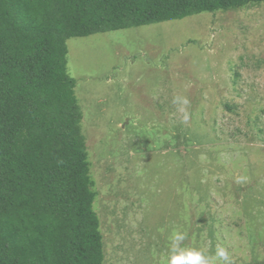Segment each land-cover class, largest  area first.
<instances>
[{
  "label": "rangeland",
  "instance_id": "rangeland-1",
  "mask_svg": "<svg viewBox=\"0 0 264 264\" xmlns=\"http://www.w3.org/2000/svg\"><path fill=\"white\" fill-rule=\"evenodd\" d=\"M67 45L103 264H167L174 228L264 264V2Z\"/></svg>",
  "mask_w": 264,
  "mask_h": 264
},
{
  "label": "trees",
  "instance_id": "trees-1",
  "mask_svg": "<svg viewBox=\"0 0 264 264\" xmlns=\"http://www.w3.org/2000/svg\"><path fill=\"white\" fill-rule=\"evenodd\" d=\"M264 0H0V264H103L71 37Z\"/></svg>",
  "mask_w": 264,
  "mask_h": 264
},
{
  "label": "clouds",
  "instance_id": "clouds-1",
  "mask_svg": "<svg viewBox=\"0 0 264 264\" xmlns=\"http://www.w3.org/2000/svg\"><path fill=\"white\" fill-rule=\"evenodd\" d=\"M174 102L187 104V99L176 98ZM183 110V109H182ZM187 119V115L184 117ZM186 234L173 229L169 236L167 264H233L231 253L224 243H216L214 253L205 254V251L196 247L182 246Z\"/></svg>",
  "mask_w": 264,
  "mask_h": 264
}]
</instances>
